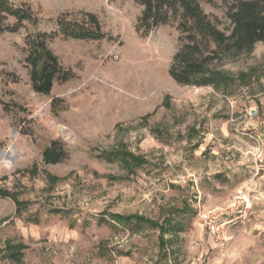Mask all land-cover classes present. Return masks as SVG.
Wrapping results in <instances>:
<instances>
[{
	"label": "rangeland",
	"instance_id": "1",
	"mask_svg": "<svg viewBox=\"0 0 264 264\" xmlns=\"http://www.w3.org/2000/svg\"><path fill=\"white\" fill-rule=\"evenodd\" d=\"M9 1L37 23L0 33V191L20 203L0 198V264L17 247L19 264H264V45L182 86L168 74L176 21L140 37L131 0ZM196 1L228 35L237 0ZM84 13L103 40H47L74 77L35 94L24 38ZM55 140L68 158L44 165ZM118 150L145 162L99 157ZM111 214L168 221L162 243L158 228L132 232Z\"/></svg>",
	"mask_w": 264,
	"mask_h": 264
},
{
	"label": "trees",
	"instance_id": "2",
	"mask_svg": "<svg viewBox=\"0 0 264 264\" xmlns=\"http://www.w3.org/2000/svg\"><path fill=\"white\" fill-rule=\"evenodd\" d=\"M141 8L135 32L140 37L147 36L154 29L177 22L179 49L174 54L168 74L171 79L182 86L196 84V79L204 74L214 62L230 61L249 55L256 44L264 45V0H237L228 11L227 18L231 24L228 35L218 30L203 13L196 0H131ZM11 19L12 23H8ZM35 25L29 9L13 5L9 0H0V33L15 34L24 24ZM57 30L51 34L36 33L24 38L25 52L23 63L27 69L31 90L41 96H48L54 83H66L74 75L65 70L57 56L47 46V40L61 36L65 39L99 42L103 40L100 24L95 15L84 13L78 20L62 16L56 21ZM57 98L51 100V107H56ZM99 157L105 162H119L126 169L138 168L144 160L125 150L103 152ZM68 158L64 145L52 141L41 153L44 165H56ZM0 198L10 199L19 209L20 203L9 191H0ZM108 218L116 226L130 230H140L145 225L158 228L159 242L162 243L165 224L151 221L139 215L111 214ZM104 222V220L102 221ZM17 247L10 251L7 258L14 264L22 259Z\"/></svg>",
	"mask_w": 264,
	"mask_h": 264
},
{
	"label": "water",
	"instance_id": "3",
	"mask_svg": "<svg viewBox=\"0 0 264 264\" xmlns=\"http://www.w3.org/2000/svg\"><path fill=\"white\" fill-rule=\"evenodd\" d=\"M66 131V129H64V128H59V132L60 133H63V132H65Z\"/></svg>",
	"mask_w": 264,
	"mask_h": 264
},
{
	"label": "crops",
	"instance_id": "4",
	"mask_svg": "<svg viewBox=\"0 0 264 264\" xmlns=\"http://www.w3.org/2000/svg\"><path fill=\"white\" fill-rule=\"evenodd\" d=\"M119 215V214H118ZM140 216V215H139ZM113 222V221H112ZM110 224V223H109ZM114 225L116 226V224L114 223ZM117 227H119V226H117ZM122 227H124V226H122ZM127 228V227H126ZM132 232H137V230H131ZM139 231V230H138Z\"/></svg>",
	"mask_w": 264,
	"mask_h": 264
},
{
	"label": "bare ground",
	"instance_id": "5",
	"mask_svg": "<svg viewBox=\"0 0 264 264\" xmlns=\"http://www.w3.org/2000/svg\"><path fill=\"white\" fill-rule=\"evenodd\" d=\"M50 126H51L52 128H55V125H54V124H52V123H51V125H50ZM11 152H12V150H11Z\"/></svg>",
	"mask_w": 264,
	"mask_h": 264
}]
</instances>
